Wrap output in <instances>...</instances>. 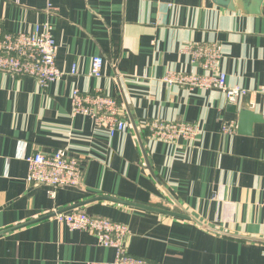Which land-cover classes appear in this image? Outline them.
<instances>
[{
    "label": "crops",
    "instance_id": "0c3cea01",
    "mask_svg": "<svg viewBox=\"0 0 264 264\" xmlns=\"http://www.w3.org/2000/svg\"><path fill=\"white\" fill-rule=\"evenodd\" d=\"M37 25L51 26L65 75L42 88L0 72V232L8 230L0 264H113L114 249L53 219L73 209L128 226L127 250L158 264H264V1L251 15L214 0H0L3 30ZM189 45L221 48L228 84L247 90L236 106L263 118L251 135L222 133L224 124L238 132L239 116L220 91L163 81L169 72L204 73L183 53ZM95 57L104 59L100 79L91 76ZM76 89L118 100L130 132L110 137L91 118L73 116ZM152 120L198 124L202 132L196 142L165 143L145 131ZM58 150L79 162L82 182L52 199L46 186L27 182V158ZM100 198L185 210L253 241Z\"/></svg>",
    "mask_w": 264,
    "mask_h": 264
},
{
    "label": "built area",
    "instance_id": "2783aa9c",
    "mask_svg": "<svg viewBox=\"0 0 264 264\" xmlns=\"http://www.w3.org/2000/svg\"><path fill=\"white\" fill-rule=\"evenodd\" d=\"M48 11L55 13L49 5ZM58 47L51 26H35L31 32L11 33L0 27V72L18 78L36 80L42 88L60 81L64 73L57 66ZM183 53L190 56L193 63L204 70L203 74L169 72L164 82L169 86H178L190 91L217 90L226 99L228 105H236L247 94V90L228 84L227 74L220 70L223 52L217 45H189ZM104 59L95 57L92 62L91 76L97 79L103 76ZM72 75L79 72L73 69ZM73 116L91 118L94 123L108 131L110 137L127 134L130 123L124 117V109L118 100L101 90L92 94L74 90L72 94ZM148 136L161 142L178 144L181 141L196 142L201 135L198 124L159 120L147 122L144 126ZM222 133L235 135L234 126L224 124ZM29 173L27 182L31 185H43L48 188L49 197L54 199L57 190L64 187L78 188L82 182V170L76 159L69 158L64 150L52 154L37 153L27 158ZM264 196V192H263ZM264 209V199L262 203ZM53 219L64 224L71 231L91 233L101 247L116 251L113 264H158L132 255L127 250V239L131 234L128 226L102 217L89 216L80 209L55 212Z\"/></svg>",
    "mask_w": 264,
    "mask_h": 264
},
{
    "label": "water",
    "instance_id": "95a60500",
    "mask_svg": "<svg viewBox=\"0 0 264 264\" xmlns=\"http://www.w3.org/2000/svg\"><path fill=\"white\" fill-rule=\"evenodd\" d=\"M214 1L216 4L224 6L225 8H227L230 11H235L237 8V9L242 10L244 12H248L251 15H259L261 13V6H262L264 0H249L250 1L249 6H248L246 0H214ZM228 110L232 114H237L239 116V125H238V132H237V133H239V135H245V136L251 135L252 130H253V126L256 123H262L263 122V118L261 115L255 114L254 112L247 110V109H240L239 110L238 106H236V105H228ZM145 158H146V155H145ZM146 162H147V166H148L149 170H151L147 159H146ZM100 199L120 203V204L131 206V207H137L140 209L153 211V212L160 213V214H163V215H166L169 217H173V218H179V219H183V220L193 221V222H196L197 224H199L200 226H202L203 228L207 229L208 231H210L212 233L220 234V235H224L227 237H232V238H236V239H240V240L253 241L252 238L230 236L228 234L213 230L212 228H210L207 225L198 221L195 217L188 214L185 210H183V213H178V212H173V211H168V210H163V209L151 208L148 206L135 204L132 202L116 200L113 198H100ZM82 205H84V204H79L76 207H80ZM7 231L0 232V236L3 235L4 233H6Z\"/></svg>",
    "mask_w": 264,
    "mask_h": 264
}]
</instances>
